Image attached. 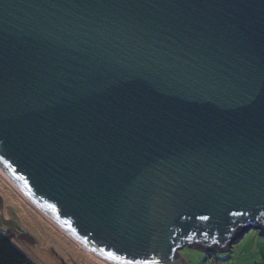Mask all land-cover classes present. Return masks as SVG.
<instances>
[{
    "label": "water",
    "instance_id": "95a60500",
    "mask_svg": "<svg viewBox=\"0 0 264 264\" xmlns=\"http://www.w3.org/2000/svg\"><path fill=\"white\" fill-rule=\"evenodd\" d=\"M0 226L48 264L263 234L264 0H0Z\"/></svg>",
    "mask_w": 264,
    "mask_h": 264
},
{
    "label": "rangeland",
    "instance_id": "374dc122",
    "mask_svg": "<svg viewBox=\"0 0 264 264\" xmlns=\"http://www.w3.org/2000/svg\"><path fill=\"white\" fill-rule=\"evenodd\" d=\"M253 226L242 231L234 241H230L227 250L205 251L187 244L180 246L177 253L186 264H261L264 262V231ZM0 233L11 235L12 242L34 264H48L36 255L13 231L0 226Z\"/></svg>",
    "mask_w": 264,
    "mask_h": 264
},
{
    "label": "trees",
    "instance_id": "16d2710c",
    "mask_svg": "<svg viewBox=\"0 0 264 264\" xmlns=\"http://www.w3.org/2000/svg\"><path fill=\"white\" fill-rule=\"evenodd\" d=\"M11 239L10 234L0 233V264H34Z\"/></svg>",
    "mask_w": 264,
    "mask_h": 264
},
{
    "label": "crops",
    "instance_id": "0c3cea01",
    "mask_svg": "<svg viewBox=\"0 0 264 264\" xmlns=\"http://www.w3.org/2000/svg\"><path fill=\"white\" fill-rule=\"evenodd\" d=\"M12 241V240H11ZM13 243V242H12ZM14 244V243H13ZM15 245V244H14ZM16 246V245H15ZM17 247V246H16ZM29 258V257H28ZM30 259V258H29Z\"/></svg>",
    "mask_w": 264,
    "mask_h": 264
},
{
    "label": "built area",
    "instance_id": "2783aa9c",
    "mask_svg": "<svg viewBox=\"0 0 264 264\" xmlns=\"http://www.w3.org/2000/svg\"><path fill=\"white\" fill-rule=\"evenodd\" d=\"M261 264H264V262H262Z\"/></svg>",
    "mask_w": 264,
    "mask_h": 264
}]
</instances>
